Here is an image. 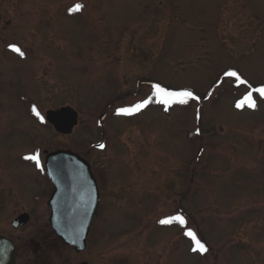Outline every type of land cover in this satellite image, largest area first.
Returning a JSON list of instances; mask_svg holds the SVG:
<instances>
[{"label": "rangeland", "instance_id": "rangeland-1", "mask_svg": "<svg viewBox=\"0 0 264 264\" xmlns=\"http://www.w3.org/2000/svg\"><path fill=\"white\" fill-rule=\"evenodd\" d=\"M154 84L198 99L166 110ZM261 85L264 0H0V233L43 184L26 156L68 149L100 173L85 248L30 222L11 235L18 264H264ZM249 91L255 107H236ZM65 106L62 134L44 113Z\"/></svg>", "mask_w": 264, "mask_h": 264}, {"label": "water", "instance_id": "water-1", "mask_svg": "<svg viewBox=\"0 0 264 264\" xmlns=\"http://www.w3.org/2000/svg\"><path fill=\"white\" fill-rule=\"evenodd\" d=\"M104 118L99 115L98 122ZM45 120L56 132L67 134L77 123V114L65 106L47 110ZM96 147L100 149L98 145ZM44 166L53 191L48 200L49 222L56 236L76 251L85 248V240L91 222L96 214L98 189L92 177L89 163L77 153L68 149L46 152ZM25 214L17 217L13 225L24 223ZM1 248H5L2 250ZM14 248L8 239L0 238V264H13ZM86 264V263H82Z\"/></svg>", "mask_w": 264, "mask_h": 264}, {"label": "flooded vegetation", "instance_id": "flooded-vegetation-1", "mask_svg": "<svg viewBox=\"0 0 264 264\" xmlns=\"http://www.w3.org/2000/svg\"><path fill=\"white\" fill-rule=\"evenodd\" d=\"M44 117H45V113H44ZM44 121H45V123H47V125L49 127L53 128L52 124L48 123L45 119H44ZM99 125H101V122L99 123ZM45 155H46V151L43 150V161H42V167L41 168L37 165H34V163L39 162L40 158H38V160H33L31 162L32 163L31 165L34 167L33 168L34 172L37 175L40 174V178H41L43 184L40 187L38 186V187L34 188L32 201L25 206L26 208H24L23 210H20V212H18L17 214H15L11 218L10 227H9L10 230H8L10 234L0 233V238L8 239L11 243V247L14 248L13 264H18L17 260H18V256L20 253V247L16 243V239H14L11 235H13L15 232H17L18 230H20L21 228H23L25 225H27L30 222H34V223L40 222V221L45 222L47 224V227H48L47 233L49 232L48 233L49 235L47 234V236H50V238H56L60 243H62V241L56 236V234H55L54 230L52 229L50 222H49L51 211H50V208L48 206V200H49V198L52 194V191H53V184L50 181L49 177L47 176V173L45 170V166H44ZM90 171H91L92 177L94 178V180L96 182V186L98 189V204L96 207L95 217L93 218V220L91 222V223H93L95 218L97 217V215L99 213L98 210H99V200H100V184H99L100 173L95 172L91 167H90ZM39 207L43 208L42 214H39L40 210H41ZM23 214L26 215V216H24V219H25L24 223H22L18 226H14L13 225L14 220ZM30 247H31L30 243H27L25 248H30ZM1 249L5 250V248H1ZM73 250L76 251L74 248H73ZM82 263H85V262L81 261V262H76L73 264H82Z\"/></svg>", "mask_w": 264, "mask_h": 264}, {"label": "snow or ice", "instance_id": "snow-or-ice-1", "mask_svg": "<svg viewBox=\"0 0 264 264\" xmlns=\"http://www.w3.org/2000/svg\"><path fill=\"white\" fill-rule=\"evenodd\" d=\"M82 7H83V5L76 4L73 8L69 9V11L70 12L79 11V10H81ZM9 47L13 51L23 55L21 50L16 45L12 44V45H9ZM224 75H225V77H235L237 82L240 84L247 83V81L243 80L236 71L229 70V71L225 72ZM153 89H154L153 95L159 97V102L166 106V110H167V106H169V105L187 104L190 99H192V100L198 99V97L195 96L194 93L188 89H182V90H175L174 91V90H169L167 88H164L160 84H154ZM254 91L259 93L260 96L264 97V85H261V86L255 88ZM150 99H151V97L149 98V100ZM149 100L141 101V102H139V103H137L131 107L118 108L117 113L130 115L133 112H137L140 109H142L143 107H145L148 104ZM244 104H247L249 107H253V108L255 107V101L253 100L252 91H249L248 93H246L243 100L237 102L236 107L239 108V107L243 106ZM32 111L36 116L40 117V113L37 111L35 105H33ZM40 119L42 120L43 117H40ZM98 146L100 148L104 147L103 144H100ZM25 159L38 160L37 156H35V155L26 156ZM173 221H178L180 224L185 223L184 217L179 216V215L161 219L159 221V223L171 224ZM186 235L191 236L194 240H196V248H194L193 251L199 250L201 253L207 251L206 246L203 243H201L198 239H196L195 234L190 229L187 231Z\"/></svg>", "mask_w": 264, "mask_h": 264}]
</instances>
